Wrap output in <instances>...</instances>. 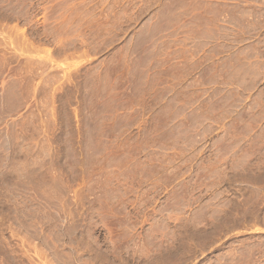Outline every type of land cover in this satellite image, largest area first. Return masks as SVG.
<instances>
[{
	"label": "rangeland",
	"instance_id": "1",
	"mask_svg": "<svg viewBox=\"0 0 264 264\" xmlns=\"http://www.w3.org/2000/svg\"><path fill=\"white\" fill-rule=\"evenodd\" d=\"M259 1L0 0V264H264Z\"/></svg>",
	"mask_w": 264,
	"mask_h": 264
},
{
	"label": "crops",
	"instance_id": "2",
	"mask_svg": "<svg viewBox=\"0 0 264 264\" xmlns=\"http://www.w3.org/2000/svg\"><path fill=\"white\" fill-rule=\"evenodd\" d=\"M259 4L264 8V0L259 1ZM193 42H208V43H219L223 41V37H220L219 34H213L212 36H209L208 38H202V37H196L191 40Z\"/></svg>",
	"mask_w": 264,
	"mask_h": 264
}]
</instances>
